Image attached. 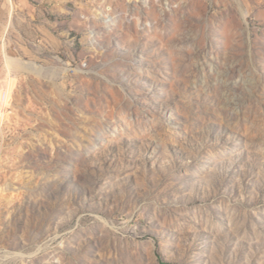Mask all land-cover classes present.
I'll list each match as a JSON object with an SVG mask.
<instances>
[{
    "label": "rangeland",
    "instance_id": "obj_1",
    "mask_svg": "<svg viewBox=\"0 0 264 264\" xmlns=\"http://www.w3.org/2000/svg\"><path fill=\"white\" fill-rule=\"evenodd\" d=\"M0 112V264H264V0H0Z\"/></svg>",
    "mask_w": 264,
    "mask_h": 264
},
{
    "label": "bare ground",
    "instance_id": "obj_2",
    "mask_svg": "<svg viewBox=\"0 0 264 264\" xmlns=\"http://www.w3.org/2000/svg\"><path fill=\"white\" fill-rule=\"evenodd\" d=\"M6 99H8V97L6 98ZM6 99H5V101H6ZM8 102V101H7ZM2 103V102H1ZM5 103V102H4ZM1 113V112H0Z\"/></svg>",
    "mask_w": 264,
    "mask_h": 264
}]
</instances>
